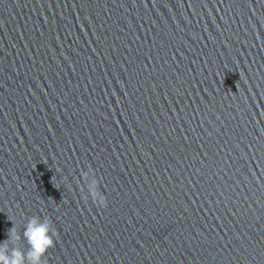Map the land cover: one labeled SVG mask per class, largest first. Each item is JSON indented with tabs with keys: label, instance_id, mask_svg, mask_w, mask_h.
<instances>
[{
	"label": "water",
	"instance_id": "obj_1",
	"mask_svg": "<svg viewBox=\"0 0 264 264\" xmlns=\"http://www.w3.org/2000/svg\"><path fill=\"white\" fill-rule=\"evenodd\" d=\"M33 217L41 264H264V0H0L9 256Z\"/></svg>",
	"mask_w": 264,
	"mask_h": 264
},
{
	"label": "clouds",
	"instance_id": "obj_2",
	"mask_svg": "<svg viewBox=\"0 0 264 264\" xmlns=\"http://www.w3.org/2000/svg\"><path fill=\"white\" fill-rule=\"evenodd\" d=\"M99 206L107 207V201L102 202ZM56 234L48 221H41L37 217H33L24 231V237L30 247L27 257L15 249L9 256L6 248L0 246V264H25V260L28 264H41L42 257L54 246L53 236ZM14 237L18 238L14 227H12L8 230V238Z\"/></svg>",
	"mask_w": 264,
	"mask_h": 264
}]
</instances>
